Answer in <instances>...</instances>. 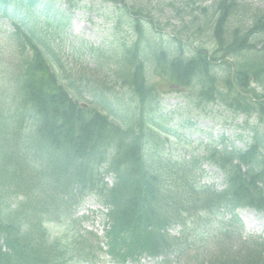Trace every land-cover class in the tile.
I'll use <instances>...</instances> for the list:
<instances>
[{"label":"trees","instance_id":"obj_1","mask_svg":"<svg viewBox=\"0 0 264 264\" xmlns=\"http://www.w3.org/2000/svg\"><path fill=\"white\" fill-rule=\"evenodd\" d=\"M101 1L121 6L133 36L108 53L97 49L114 81L107 87L84 80L98 105L83 109L75 86L62 78L55 40L29 16L51 9L53 23L60 25L63 13L57 17L56 3L75 8L80 0H0V18L11 22L2 35L0 75L10 69L8 83L17 95L0 115V147L15 158L0 170V264H94L98 240L66 221L71 207L89 194L110 209L105 239L113 262L162 257L163 264H264V240L244 237L235 214L248 208L264 215V13L243 21L234 15L239 0H212L208 6L204 0H167L175 17L162 18L157 8L164 5L155 6V0ZM236 16L239 26L229 27ZM166 30L172 45L160 41ZM197 34L215 42L210 57L189 45ZM147 61L159 79L197 88V108L217 104L234 117L244 114L251 143L236 149L221 137L201 147L202 154L173 157L167 139L160 140L167 117L159 113ZM214 61L228 68L225 78L213 74ZM203 161L222 174V189L199 182ZM175 227L177 236L169 232Z\"/></svg>","mask_w":264,"mask_h":264},{"label":"rangeland","instance_id":"obj_2","mask_svg":"<svg viewBox=\"0 0 264 264\" xmlns=\"http://www.w3.org/2000/svg\"><path fill=\"white\" fill-rule=\"evenodd\" d=\"M211 1L212 0H204L202 5L208 6ZM166 2L167 0H155L154 4L155 6H163ZM240 3L242 5L240 12L242 15L244 14L243 21L245 16H251V13L252 15L255 13H264V4H261L258 1L240 0ZM55 8L58 11L56 14L57 17L59 14L63 13V22L60 25L53 23V13L51 9L33 10L29 12V16L35 19L34 21L38 20L41 23L43 26L42 31L47 38L49 37V39L55 40V45L58 48V51L57 48H55V51L59 63L62 65V69L66 74L62 75L63 80L68 86H70V84L75 86L72 90L76 97L82 98L80 103L96 108V104L91 100L89 101L90 93H84L85 90L89 91V87L85 86L84 80L91 82V78L97 82L100 81L101 86H105L108 84L106 82L112 83L113 79L111 78L112 74L109 71L111 70V68H109V61L101 59L98 56V52L91 53L88 50L100 46L101 48L105 47L107 51L110 52L112 47H120L122 42L129 41L131 35L126 25L127 20L124 16V12L119 4L116 5L114 3L102 2L100 0H80L75 8H67L64 3H56ZM162 9L166 10L163 12ZM157 10H161L160 17L162 18L169 14L170 16L175 17L174 13H169L171 8L168 9L166 5H164L163 8L158 7ZM236 19L238 18L236 17ZM236 19H231L228 26L238 27L240 20L235 21ZM250 25L251 24L248 26ZM9 29L10 23L5 18H0V46L3 44L5 45V42L2 40V35ZM168 30L161 34L162 40L164 44L170 43L172 45L166 35ZM262 37L263 36H258L256 42H260ZM192 38L193 40L192 42H189V45L192 46L194 50L199 49L202 51L205 49L208 52L209 57L212 55V52L216 47L214 41L210 39L206 41L202 36L198 37V34ZM6 48L9 51V46ZM184 49L186 54H188L187 45H185ZM9 52V59L7 60L12 58V55ZM249 56L252 57L253 54H250ZM215 58L217 60V56ZM213 65V74L216 77L218 76L219 79H223L227 76L228 68L225 67V64L220 61H214ZM145 68L146 71L153 75L150 77L151 80H149V82L154 83L153 85L160 101V115L163 117L169 115L161 121L162 126L164 127V129H159L162 133L161 139L167 135L170 136L169 142L175 149V156L181 153L182 147L185 149L182 150V152L184 151L188 155L199 152V147L197 148V145H199L200 142L205 144V140H207L208 137L216 138L223 135L224 137H227L237 149H244L245 144L251 142V132L243 123L245 121L244 115H237V117H234L232 113L228 112L220 105L217 106V104L198 109L195 106L196 101L193 96V91L196 90L197 92V88L184 89L183 92H179L180 87L177 86L174 88L170 85L172 83H170L169 80L166 78L159 79L156 76L155 68L151 61L145 63ZM9 71L10 69L6 67L0 75V107L2 108L6 107L8 101L12 100L13 97L17 101V95L13 96V93L16 90L15 86L8 83ZM102 80L105 82L104 85L101 84ZM219 85L221 87L222 83ZM253 87L256 89L257 93L262 92V89L257 86L253 85ZM115 90L121 95L122 92L119 88H116ZM82 93L84 94L82 95ZM126 95V99L129 100L130 97L128 93H126ZM137 101L133 103L131 107L132 109L136 106L135 104ZM144 110H147V106H144ZM4 112L5 111L0 108V115ZM193 112L194 114L200 113V115L196 118L195 116L190 115ZM203 113L205 114L201 115ZM188 118L191 120L190 124L186 122ZM255 122V116L249 119L250 125L255 124ZM151 125L153 128L157 129L154 124ZM3 137L4 135L1 133L0 140ZM7 142H10L9 139H7ZM8 151L9 153L13 151L12 144L10 143H8ZM14 160V157H6L4 149L0 147L1 171L9 168V165L12 164ZM204 171L207 172V176H204V181L212 182L216 187L220 188L222 176L218 171L216 172V170L210 166L204 167ZM5 174L6 177L9 176V173ZM106 180L111 182V177L108 176ZM95 202L96 201L92 197H85L78 206L81 205L84 209L91 208L100 211L99 205ZM80 211L82 213L84 212L82 209L78 212ZM235 214L242 223L244 237L255 236L261 237L264 240V215L251 209H240L235 211ZM104 220V217H101L100 215L96 216L95 220L94 217L92 219L94 227L99 229L100 233L103 232L105 227ZM81 224V230H89L84 228L83 224ZM74 228L77 229V227ZM172 233L174 234L175 232L173 231ZM99 256L104 258L105 261L97 260L95 264H115L109 263L105 258L106 256L104 257L102 254ZM173 263L174 262H172V264ZM136 264H158V262L151 259H142Z\"/></svg>","mask_w":264,"mask_h":264}]
</instances>
